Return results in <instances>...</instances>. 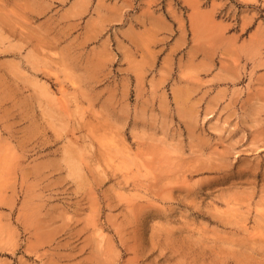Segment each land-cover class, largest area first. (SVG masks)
<instances>
[{
    "label": "rangeland",
    "instance_id": "374dc122",
    "mask_svg": "<svg viewBox=\"0 0 264 264\" xmlns=\"http://www.w3.org/2000/svg\"><path fill=\"white\" fill-rule=\"evenodd\" d=\"M0 264H264V0H0Z\"/></svg>",
    "mask_w": 264,
    "mask_h": 264
}]
</instances>
